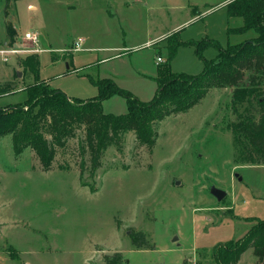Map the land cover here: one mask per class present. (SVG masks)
<instances>
[{
    "label": "rangeland",
    "instance_id": "374dc122",
    "mask_svg": "<svg viewBox=\"0 0 264 264\" xmlns=\"http://www.w3.org/2000/svg\"><path fill=\"white\" fill-rule=\"evenodd\" d=\"M226 1L0 0V49L22 46L26 32L36 31L49 50L38 55L39 78L49 89L90 100L99 95L91 78H110L148 102L157 84L141 74L158 77L165 63L156 59H167V36L208 38L224 49L257 36L230 32L243 19L229 18ZM78 38L84 49L74 52ZM217 55L216 47L203 50L204 59ZM29 57L3 62L0 56V87L8 91L0 107L28 99L25 89L36 79L21 62ZM105 58L111 60L97 62ZM204 67L191 47L180 48L171 63L173 73L199 75ZM259 89L237 106L233 88L213 89L195 108L160 122L152 150L126 133L122 153L111 146L92 177L86 170L89 187L80 182V165L88 162L82 129L57 149L48 172L31 149L15 156L12 137H0V264H106L105 256L117 253L122 264H218L217 246L223 251L247 234L254 218L264 220V165L237 162L231 131L240 113L258 117L264 85ZM103 109L122 115L126 101L114 96ZM214 188L226 193L222 201ZM130 230L145 234L149 248L136 250ZM252 259L248 251L241 264Z\"/></svg>",
    "mask_w": 264,
    "mask_h": 264
},
{
    "label": "trees",
    "instance_id": "16d2710c",
    "mask_svg": "<svg viewBox=\"0 0 264 264\" xmlns=\"http://www.w3.org/2000/svg\"><path fill=\"white\" fill-rule=\"evenodd\" d=\"M224 7L229 18L243 19V27L230 32L246 34L253 30L257 36L226 49L208 38L195 42L182 41L179 32L167 36L163 40L168 44L167 61L155 79L156 94L148 102L120 88L110 78L97 81L91 78L99 95L90 100H73L61 90L46 87L39 78V57L30 56L21 64L33 73L36 83L25 89L28 99L24 103L0 107V137H12L15 156L31 149L39 158L43 171L48 172L56 160L57 149L64 148L82 129L84 138L80 150L82 156H88V162L80 165V182L83 187H89L83 182L86 170L92 177L102 167L104 154L111 146L122 153L126 133L133 132L141 146L152 150L158 141L160 122L195 108L213 89L233 88V105L246 102L260 93L259 88L264 85V0H228ZM209 46L218 50L215 60L203 58V50ZM184 47L194 48L197 57L203 59L205 67L199 75L172 72L171 63L178 50ZM7 92L0 87V97ZM114 96L125 99L126 113H105L103 103ZM256 98L258 117L240 113L231 125L239 148L236 160L244 165H264V97L258 95ZM90 189L92 194L98 191L95 187ZM254 221L243 238L227 242L223 251L219 246L215 248L213 259L216 263L238 264L242 255L253 249L256 264H264V220L254 218ZM129 234L136 250L149 248L145 234L134 230ZM104 260L106 264H122L123 257L117 253L111 258L105 256Z\"/></svg>",
    "mask_w": 264,
    "mask_h": 264
},
{
    "label": "built area",
    "instance_id": "2783aa9c",
    "mask_svg": "<svg viewBox=\"0 0 264 264\" xmlns=\"http://www.w3.org/2000/svg\"><path fill=\"white\" fill-rule=\"evenodd\" d=\"M40 34L36 31H28L24 35V38L22 40H19L18 44H22V46H6L2 49H0V56L3 59V62H9L13 57H20V56H38L39 54H42L43 52L49 51L43 47H41L40 43ZM24 42H28L31 44V47H24ZM83 38H78L72 45V51L79 52L83 50ZM17 47V48H15ZM157 64H163L166 63V60H164L162 57H157Z\"/></svg>",
    "mask_w": 264,
    "mask_h": 264
},
{
    "label": "crops",
    "instance_id": "0c3cea01",
    "mask_svg": "<svg viewBox=\"0 0 264 264\" xmlns=\"http://www.w3.org/2000/svg\"><path fill=\"white\" fill-rule=\"evenodd\" d=\"M228 2V0L226 1V3ZM225 3V4H226ZM224 4V5H225ZM224 7V6H223ZM242 19V18H241ZM243 21V20H242ZM243 27V26H242ZM242 27H240V28H242ZM180 29V28H179ZM179 29H177V30H179ZM181 30H183V29H181ZM160 37V36H159ZM159 37H157L156 39L158 40L159 39ZM47 49V48H46ZM84 49V48H83ZM82 51V50H81ZM118 56H116L115 58H117ZM39 60H40V57H39ZM108 60H111L110 58H105V59H102L101 61H99V59L97 60V62H100V63H105V61H108ZM157 64V63H156ZM141 74V73H140ZM142 76H144V77H147V78H150L151 80H153L154 78L156 79L157 78V76H155V75H153V77L152 76H149L148 74H146L145 72H142V74H141ZM154 79V80H155ZM113 80V79H112ZM118 86H120L117 82H115ZM155 83H156V81H155ZM157 84V83H156ZM120 88H121V86H120ZM156 90H157V86H156V88H155V94H156ZM154 94V95H155ZM8 106V105H7ZM3 107H5V106H3ZM249 225H251V224H249ZM252 226V225H251ZM251 226H249V230L251 229ZM249 232V231H248ZM247 232V233H248ZM248 251H251L252 252V254L254 255V252H253V249L252 250H248ZM247 251V252H248ZM246 252V253H247ZM246 253H244L243 255H242V257H241V259H240V261H239V263L238 264H241L242 262V259L244 258V255L246 254ZM255 256V255H254ZM256 261H257V258L256 259H252V264H255L256 263Z\"/></svg>",
    "mask_w": 264,
    "mask_h": 264
},
{
    "label": "water",
    "instance_id": "95a60500",
    "mask_svg": "<svg viewBox=\"0 0 264 264\" xmlns=\"http://www.w3.org/2000/svg\"><path fill=\"white\" fill-rule=\"evenodd\" d=\"M239 180L241 181L242 179L239 178ZM212 194L218 201H222L226 197V193L224 191L216 188L212 190Z\"/></svg>",
    "mask_w": 264,
    "mask_h": 264
}]
</instances>
